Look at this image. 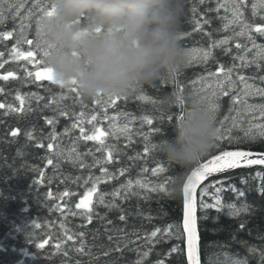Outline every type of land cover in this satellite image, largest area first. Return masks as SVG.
I'll return each mask as SVG.
<instances>
[{
    "label": "trees",
    "instance_id": "16d2710c",
    "mask_svg": "<svg viewBox=\"0 0 264 264\" xmlns=\"http://www.w3.org/2000/svg\"><path fill=\"white\" fill-rule=\"evenodd\" d=\"M24 3L25 13L27 10L34 12L32 27L26 30V35L35 39V21L39 18V9H33L35 0H24ZM44 3H47V0H41V4ZM215 7L216 0H206L205 3H200V0H185L180 31L190 32L191 35L185 36L180 43L187 51L193 48H210L213 41L231 35L230 31L222 30V21L218 18L225 15L223 9L219 13L209 11ZM193 8L196 9L195 13L192 12ZM8 16V21L0 25V32L13 30L19 25V18L13 20L11 14ZM205 19H210L211 23L204 24L203 31H196L195 22L199 20L203 24ZM17 36L18 30L12 39H0V52L4 53V56L0 57V62L6 61L0 68V76L7 75L9 71L13 73L7 81L0 79V88L3 89V92H0V104L6 106L0 108V264H106L109 260H115V264H135L138 258L136 249L143 252L149 248L152 251L145 264H155L159 259H163L165 264H187L184 233L181 239L173 235L154 245L148 244L145 239L152 230L156 228L164 230L169 225H172L173 233L183 231V186L186 179L179 188L175 182L179 176L185 175V170L170 168L157 151L149 155L143 153L146 143L144 135H149L150 142L156 144L174 135V124L177 122L175 114L181 111L179 106L165 113L160 110L159 103L151 104L137 100L136 97L140 94L138 93L128 96L126 100L121 97L115 107L108 108L109 116L126 112L136 119L130 126L131 143L124 135H120L119 138L112 136L105 138L106 143L115 145L118 150L113 162L105 165L110 172L117 174V178L99 185L98 193L93 196L92 205L98 215H93L92 222L88 223L86 217L82 215L85 210L76 208V205L91 187V182L85 184L84 180L89 175H101L100 167H79L78 164L74 165L67 160H57L53 155L56 148L54 147L52 152L47 149L49 143L47 136L54 128L59 136L57 143L66 153L74 143L80 153H87L91 149L94 155L83 157V163L91 166L94 157L106 160L107 153L96 151L99 147L97 141L75 139L80 134L79 128L71 129V124L75 120L71 113H75L76 116L81 111L85 113L83 127L88 134L93 130V124L109 131L110 122L103 119V109L96 105L93 99L85 100L49 81L36 80L35 71H42L44 65L37 66L25 60H13L11 48L15 46ZM236 42L245 41L242 39L232 41L226 46L231 47V53H226L222 47L214 48V59L206 64L194 60L176 77L184 89L185 96L193 95V89L202 86L200 83L193 85L194 79L201 75L207 76L208 71H217L220 65L228 67L232 63V56L237 52ZM258 42L264 43V39ZM30 47L32 46L22 44L21 50H28ZM39 59L38 56L37 60ZM253 71L248 69L244 74L251 75ZM28 72H32L33 76L29 77ZM255 83L260 84L258 80ZM237 87L241 85L238 84ZM175 91V84L169 79L146 89L144 93L160 101ZM18 93L24 96L35 93L44 99L37 101L29 98L21 105L16 99ZM61 95L68 98L61 100ZM53 99L56 100L55 104L52 103ZM249 102L264 103V100L256 97L250 98ZM219 103L221 107L216 113V127L222 121L225 127H228L231 124V117L236 115L235 111L230 112V97H221ZM45 104L49 106L45 107ZM8 105L16 111H10ZM29 106L31 112L28 111ZM21 108L24 110L20 111ZM61 110L69 111L70 115L61 116L59 114ZM92 114H97L98 120L88 123ZM145 115L154 118L152 126L141 123V118ZM169 115L173 116L171 121L167 119ZM53 117L56 123L48 125L46 118ZM225 117L230 118L225 120ZM124 122V117L121 116L118 123L122 125ZM157 127L161 128L160 134L154 131ZM66 128L70 129L69 135H64ZM17 129L18 135L13 137L11 132ZM30 131L34 137L32 140L27 138ZM233 134L243 136V132L238 130H234ZM38 142H42L44 147H37ZM223 143L230 150L264 151V142H246L231 146L227 141ZM210 151L215 153V149ZM137 153L140 154L139 159H129L135 158ZM48 158L53 159L52 165L47 163ZM208 158L210 157L207 155L200 161L204 162ZM158 161H163L169 167L167 176L171 179L166 181L165 174H152ZM121 167L128 169L124 176L118 175ZM145 167L148 168L146 173L143 172ZM41 172L44 173L43 180L38 182L41 180ZM189 173L190 171H187L186 174ZM257 173L264 174V166L237 168L206 182L204 186L212 181H223L224 190L219 194L223 207L219 210L215 207L202 210L200 208L202 188L199 190L197 206L201 264H231L234 259H247L248 264H261V251H264V192L261 189L264 188V180ZM76 177L80 179L76 180ZM137 178L148 181L151 186L165 183L167 191L150 192L137 188L135 191L139 193L138 195L130 196L127 200L118 199L116 203L119 207L111 210L96 203V196L100 192H111L126 180ZM233 188L243 191L244 196H238ZM64 191L69 195L60 199ZM47 192L52 193L51 198L47 197ZM213 193L214 189L210 188L209 195L204 197L205 202L215 203L212 199ZM105 199L108 201L112 197L106 196ZM229 204H235L237 208L248 204L249 211L241 212L237 216L231 215L227 207ZM57 205L61 210H57ZM121 214L126 216L124 221L118 218ZM34 223L39 227H33ZM241 223L244 224L243 228ZM69 235L74 239L68 240ZM110 235L123 238L120 240L122 251L112 252L105 257L103 253L116 246L115 239L112 241L108 239ZM124 240L130 241L126 248L123 246ZM40 243H44L43 248L37 247ZM81 244L84 245L83 253L77 250ZM177 246L179 251L169 253L170 249ZM251 247L256 248L255 253L249 252ZM89 252L96 255L90 256L87 254Z\"/></svg>",
    "mask_w": 264,
    "mask_h": 264
},
{
    "label": "snow or ice",
    "instance_id": "6c2138e0",
    "mask_svg": "<svg viewBox=\"0 0 264 264\" xmlns=\"http://www.w3.org/2000/svg\"><path fill=\"white\" fill-rule=\"evenodd\" d=\"M206 0H200V3H205ZM39 9V18L35 21V39L28 38L26 35V30L32 27V19L34 16L33 10H27L25 13V3L24 0H0V25L5 24L9 16L11 14V18L15 20L19 18V25L17 28L13 30H7L0 32V39L10 40L13 35L16 34L18 30V36L16 39L15 46L11 48V58L13 60H25L29 63H35L37 66L44 65V57L49 53L43 47V41L41 39V19L44 16H52L53 9H51L47 3L41 4V0H35L33 4V9ZM223 9L225 15L219 16L218 18L222 21V30L225 32H231V35L225 36L223 39L218 41H213L210 48H193L188 51L190 56V64L196 60L200 63L206 64L209 60L214 59L213 49L217 47H222L226 53H231L232 49L229 46L232 41L242 39L243 43L236 42L235 49L237 50L236 54L232 56V63L225 67L224 65H220L218 70L215 72L208 71L207 76H199L197 79L192 81L193 85L200 83L202 86L199 89H193V95H201V93H206L203 95L209 101V110L216 120V113L221 107L219 101L221 97H230V112L235 111L236 115L231 117V124L228 127H225L224 122H220L219 126L216 127V135L214 138V143L211 149H215V153L211 151L208 153L210 158L206 159V161H199L196 166L190 170L189 174H186V183L183 186V220H182V232L173 233L172 225H169L166 229L161 230L156 228L148 233L145 237L146 241L150 245H154L155 243L161 242L163 239L171 238L173 235L177 239L183 238V233H187V260L189 264H200L199 259V233L197 230V188L198 186L208 179V177L217 174V173H225L229 170H234L241 167H251L254 165H264V151H253L249 150H230L228 147L224 146V141H227V144L231 146L232 144H242V143H257L264 142V103H250V98L254 99L256 97H260L264 100V43H259L258 40L264 39V0H216V7L214 9H209V11H214L219 13ZM192 12L195 13L196 9L193 8ZM210 19H205L204 23L201 24L199 20L195 22V30L203 31L204 24H210ZM191 35L190 32L180 31L178 35V39L182 40L185 36ZM210 35V33H208ZM27 44L30 47L28 50H21V45ZM4 53L0 52V57H3ZM40 57L37 60V57ZM237 61L239 63H237ZM4 62H0V68L4 66ZM253 69L251 75H245V70ZM13 73L11 71L8 72L7 75L0 76V79L7 81ZM27 75L29 77L33 76L32 72H28ZM35 79L40 81H49L52 84L58 85L62 89H67L71 93H76L79 97V91L75 86L69 87L63 84L62 82H58L54 75L52 74V70L47 67H43V70L35 71L34 73ZM235 77V78H234ZM209 78H212L210 82ZM175 84L176 91L175 93L183 99L184 97V89L180 86V83L175 79H171ZM259 81L258 85L255 83ZM167 81V80H164ZM241 85V87H237V85ZM211 90V91H209ZM0 92H3V89L0 88ZM128 96L123 97L125 100ZM29 98L35 99L37 101L43 100L44 97L39 96L38 94L31 93L28 96H24L21 94H17L16 99L20 102L21 105H24L26 100ZM67 96L61 95L60 99H67ZM137 100L142 101L144 103L156 104L159 103L157 99L152 96L141 92L137 97ZM121 99V97H99L93 99L96 105L102 107L104 116L103 119L109 121V131H105L102 128L97 127L93 124V130L90 134L86 132L84 124L85 113L81 111L78 116L75 113H71V115L75 116L74 122L71 124V129L74 130L79 128V136L75 139L78 141L83 139L85 141H97L99 143V147L96 151L106 152L107 159L104 160L102 158H95L93 161V165L89 166L83 163V157L87 155H94L92 150L90 149L87 153H80L78 151L75 143L71 147L70 150L65 152V149L62 148L58 143L59 136L55 129L49 133L47 139L49 143L47 144V149L49 152H52L53 148H56V151L53 155L57 160H67L68 162L79 167H94L99 166L101 170V175L93 176L89 175L84 183L88 184L91 182V187L87 189V192L83 199L76 205L78 209H84L85 212L82 213L86 217L88 223H91L93 220V215H98L94 212L93 208V196L96 195L99 191V185L101 183H107L115 178H117V174L115 172H110L109 169L105 166L106 164H110L114 160V156L118 154V150L115 145H111L106 143V137L112 136L114 138H119L120 135H124L126 139H128L129 143H131V124L135 122L136 117L132 116L129 113H118L114 116H109L107 114L108 108L115 107L116 103ZM52 103L55 104L56 100L53 99ZM82 103V101H81ZM48 107V104L44 105ZM239 106V107H237ZM5 104H0V108H5ZM10 111H16L13 109L11 105L7 106ZM24 109L21 108L20 111ZM28 111L31 112L32 109L29 106ZM61 116H69L70 112L67 110H61L59 113ZM124 117V123L121 125L118 123L120 117ZM184 111H181L175 114L176 121L183 119ZM230 117H225V120H228ZM168 121L173 119L172 115L167 117ZM98 120L97 114H92L88 123H92ZM245 121L247 124L245 125ZM258 121V122H257ZM46 123L48 125H54L56 123V119L46 118ZM142 124H147L152 126L154 123V118L149 117L147 115L141 118ZM234 130H238L243 132V136L234 135ZM155 133L160 134L161 128L157 127L154 129ZM19 130H14L11 132L13 137L18 135ZM70 129L66 128L64 130V135H69ZM27 138L32 140L33 134L32 132L27 133ZM144 140L146 141L143 153L144 155H149L153 152L157 151V144L150 142V136L144 135ZM37 147H44L42 142H38ZM140 154L137 153L135 158L129 157V159H139ZM47 163L49 165L53 164V159L48 158ZM127 168L121 167L118 170L119 176H124ZM143 172H148V168L145 167ZM169 172V167L165 165L163 161H158L156 167L152 170L153 175L157 174H165L166 181L171 179L167 176ZM44 173H40L41 180L38 182H42ZM258 176L264 180V174L257 173ZM79 180V177L75 178ZM75 182V181H74ZM219 185V186H217ZM146 189L150 192H161L164 193L167 191L166 184L162 183L160 185L151 186L148 181L137 178L135 180L128 179L126 182L122 183L119 188H114L111 192H100L98 196H96V203L99 205H103L108 209H114L119 207L116 201L119 200H127L130 196L138 195L139 193L135 191V189ZM214 189V193L212 195V199L215 201L214 204H209L205 202L204 197L209 195V189ZM223 181L216 180L210 182L208 185L204 186L200 190V208L202 210H207L209 208H217L219 210L223 207L220 193L223 191ZM233 191L237 192L238 196H244V192L240 190H236L233 188ZM264 192V188L261 189ZM47 197L51 198L52 193L47 192ZM69 193L64 191L60 195V199L68 196ZM111 196L112 199L106 201L105 197ZM227 207L230 210V214L237 216L240 215L241 212H248L249 205L244 204L241 208H237L235 204H229ZM57 210H61L59 205H57ZM73 215H77V213H72ZM121 221L126 219L124 214H121L118 217ZM111 223V221H108ZM33 227H39L38 224H33ZM241 227H244V224L241 223ZM81 236L83 233L80 234ZM68 240H73L74 237L69 235L67 237ZM108 239L110 241L116 240L115 248H110L108 251H105L103 255L105 257L109 256L112 252H120L122 251L120 240L122 237H113L109 236ZM46 243V241L44 242ZM44 243H40L37 245L38 248H43ZM130 241L124 240L123 246L126 248ZM79 252H84V245L81 244L80 248L77 249ZM138 252V258L135 261V264H145L147 257L150 255L152 249L149 248L147 251L139 252V249H136ZM179 251L178 246L169 250V253ZM249 252L255 253L256 248H249ZM90 256H94L91 252L87 253ZM106 264H115V260L106 261ZM155 264H165L163 259H159L155 262ZM231 264H248L247 259H234ZM261 264H264V251H261Z\"/></svg>",
    "mask_w": 264,
    "mask_h": 264
},
{
    "label": "clouds",
    "instance_id": "9594fccd",
    "mask_svg": "<svg viewBox=\"0 0 264 264\" xmlns=\"http://www.w3.org/2000/svg\"><path fill=\"white\" fill-rule=\"evenodd\" d=\"M52 16L41 19V39L48 51L44 66L85 100L125 97L175 79L190 64L178 35L185 0H47ZM179 106L183 119L174 135L157 143L170 168L190 171L208 155L216 120L203 95L181 99L173 92L159 102L168 113Z\"/></svg>",
    "mask_w": 264,
    "mask_h": 264
},
{
    "label": "water",
    "instance_id": "95a60500",
    "mask_svg": "<svg viewBox=\"0 0 264 264\" xmlns=\"http://www.w3.org/2000/svg\"><path fill=\"white\" fill-rule=\"evenodd\" d=\"M254 166H264V165H254ZM235 170V169H234ZM233 170H229L225 173H217L214 174L210 177H208V179H206L205 181H203L197 188V193L198 191L205 185L206 182H208L210 179L216 178V177H221L223 175H226L227 173L232 172ZM197 230H198V207H197ZM199 233V230H198ZM184 236H185V251H186V258H187V233L184 232ZM199 259H200V264H201V254H200V236H199ZM187 264H189V261L187 260Z\"/></svg>",
    "mask_w": 264,
    "mask_h": 264
},
{
    "label": "bare ground",
    "instance_id": "6f19581e",
    "mask_svg": "<svg viewBox=\"0 0 264 264\" xmlns=\"http://www.w3.org/2000/svg\"><path fill=\"white\" fill-rule=\"evenodd\" d=\"M203 188V187H202ZM198 194V193H197Z\"/></svg>",
    "mask_w": 264,
    "mask_h": 264
}]
</instances>
